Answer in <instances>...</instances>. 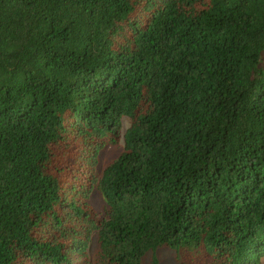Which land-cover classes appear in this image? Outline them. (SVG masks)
<instances>
[{
    "label": "trees",
    "instance_id": "16d2710c",
    "mask_svg": "<svg viewBox=\"0 0 264 264\" xmlns=\"http://www.w3.org/2000/svg\"><path fill=\"white\" fill-rule=\"evenodd\" d=\"M164 250L263 264L264 0H0V264Z\"/></svg>",
    "mask_w": 264,
    "mask_h": 264
},
{
    "label": "rangeland",
    "instance_id": "374dc122",
    "mask_svg": "<svg viewBox=\"0 0 264 264\" xmlns=\"http://www.w3.org/2000/svg\"><path fill=\"white\" fill-rule=\"evenodd\" d=\"M127 126H128V122L124 119L123 120V130L126 129ZM116 153H117V150L115 149L114 146H111L106 151H104L103 156H102V168H104L105 165L109 163V161L116 155ZM93 200H94V206L98 207V205L101 203V198L95 194V196L93 197ZM160 258H163L166 264H173V260L170 256V252H167L166 250H164L161 253ZM262 263L264 264V256L262 257Z\"/></svg>",
    "mask_w": 264,
    "mask_h": 264
}]
</instances>
